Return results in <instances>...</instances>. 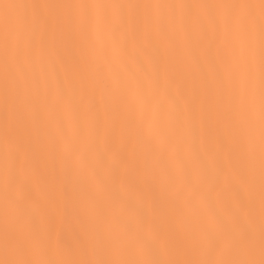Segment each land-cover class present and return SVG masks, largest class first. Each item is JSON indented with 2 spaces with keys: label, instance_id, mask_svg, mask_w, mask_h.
Segmentation results:
<instances>
[{
  "label": "snow or ice",
  "instance_id": "6c2138e0",
  "mask_svg": "<svg viewBox=\"0 0 264 264\" xmlns=\"http://www.w3.org/2000/svg\"><path fill=\"white\" fill-rule=\"evenodd\" d=\"M0 264H264V0H0Z\"/></svg>",
  "mask_w": 264,
  "mask_h": 264
},
{
  "label": "bare ground",
  "instance_id": "6f19581e",
  "mask_svg": "<svg viewBox=\"0 0 264 264\" xmlns=\"http://www.w3.org/2000/svg\"><path fill=\"white\" fill-rule=\"evenodd\" d=\"M48 2H71V0H48ZM132 2H144V0H132ZM155 2V0H154ZM185 2H190V0H185ZM258 2V0H257Z\"/></svg>",
  "mask_w": 264,
  "mask_h": 264
}]
</instances>
